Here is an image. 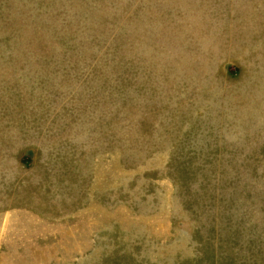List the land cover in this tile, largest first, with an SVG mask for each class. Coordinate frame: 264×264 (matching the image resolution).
I'll use <instances>...</instances> for the list:
<instances>
[{
  "label": "rangeland",
  "instance_id": "obj_1",
  "mask_svg": "<svg viewBox=\"0 0 264 264\" xmlns=\"http://www.w3.org/2000/svg\"><path fill=\"white\" fill-rule=\"evenodd\" d=\"M0 264H264V0H0Z\"/></svg>",
  "mask_w": 264,
  "mask_h": 264
}]
</instances>
